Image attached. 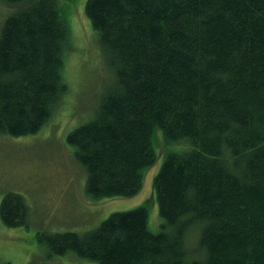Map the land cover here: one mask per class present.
<instances>
[{
    "label": "trees",
    "instance_id": "trees-1",
    "mask_svg": "<svg viewBox=\"0 0 264 264\" xmlns=\"http://www.w3.org/2000/svg\"><path fill=\"white\" fill-rule=\"evenodd\" d=\"M1 1L21 6L0 30V135L36 134L68 91L70 28L60 0ZM85 12L115 73L66 136L87 194L132 196L154 144L185 146L153 179L159 232L141 206L45 244L97 264H264V0H86ZM28 212L3 195L4 225Z\"/></svg>",
    "mask_w": 264,
    "mask_h": 264
},
{
    "label": "rangeland",
    "instance_id": "rangeland-1",
    "mask_svg": "<svg viewBox=\"0 0 264 264\" xmlns=\"http://www.w3.org/2000/svg\"><path fill=\"white\" fill-rule=\"evenodd\" d=\"M59 2L71 32L64 65L68 91L36 134L0 135V201L7 192H16L29 210L26 225L8 227L0 220V264H97L72 252H53L47 238L68 231L84 235L111 213L141 206L146 207L150 231L159 232L163 220L153 179L166 153L185 146L154 144L155 163L144 171L142 186L132 196L95 199L87 194L86 171L66 136L92 118L102 95L115 83V73L85 12L86 0ZM19 6L0 0V30ZM189 233L195 241L197 231Z\"/></svg>",
    "mask_w": 264,
    "mask_h": 264
}]
</instances>
